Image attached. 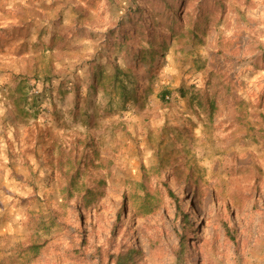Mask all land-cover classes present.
I'll return each instance as SVG.
<instances>
[{
  "label": "rangeland",
  "instance_id": "rangeland-1",
  "mask_svg": "<svg viewBox=\"0 0 264 264\" xmlns=\"http://www.w3.org/2000/svg\"><path fill=\"white\" fill-rule=\"evenodd\" d=\"M185 2L179 28L207 8L204 35L119 45L129 13L163 6L0 0V264H81L76 248L99 264L122 247L141 264H264V0ZM116 68L137 84L124 102L92 80ZM21 91L42 96L30 115ZM145 190L159 208L140 218Z\"/></svg>",
  "mask_w": 264,
  "mask_h": 264
},
{
  "label": "trees",
  "instance_id": "trees-1",
  "mask_svg": "<svg viewBox=\"0 0 264 264\" xmlns=\"http://www.w3.org/2000/svg\"><path fill=\"white\" fill-rule=\"evenodd\" d=\"M163 6L162 10L156 11H142L139 7H136L132 14V19L129 18V22L125 28L121 31L123 38L120 36H116L115 41H119V45H123V39L125 36L135 35L144 39L151 45L156 41V37H160V29L163 27L166 29L168 36H162V40L166 37H176L179 39H190L191 35L192 40L197 39L196 34L199 33L201 35L205 34L206 23L205 16H208L210 12L206 11L207 8L203 9L200 14L197 16L199 21L198 26H193V29L189 31V26H183L182 29L179 28V5L181 6L184 0H154ZM209 0H205L208 2ZM192 0H186L185 6L191 4ZM178 15V16H177ZM188 25V24H187ZM192 31V32H191ZM127 35H126V34ZM192 33V34H191ZM122 49V48H121ZM124 54V52H123ZM118 58H121L119 55ZM125 63L128 65L136 64L138 67L141 63L145 62L147 59L146 53L143 50H138L136 52H125V56H123ZM103 76V77H101ZM96 85H103V89L105 92L113 95L115 98L120 99L121 101H126L134 96L137 84L131 80V75L124 69L116 68L112 75H103L102 71L97 73V76L92 79ZM103 81L104 82L103 84ZM21 97L16 98L18 100L17 105V114H27L33 113L35 110L39 108L40 101L42 96L39 95H27L25 92L21 91ZM187 94L183 92L181 89L179 90V96L184 98ZM171 96V93L168 91H161L159 97L163 103H167ZM22 113H21V112ZM165 187V196L171 199L176 204V215L181 216L184 225L189 227L190 222L187 214H185L180 206L178 205V198L174 194L173 190L166 182L164 184ZM159 208V202L156 196L148 193L146 190L144 191L143 197L141 198V204L138 209L135 211L137 217L144 218L149 217L157 212ZM193 231V230H192ZM225 237L228 239H233V236L230 235V231L227 227L224 230ZM186 236L180 235L179 237V253L177 255L178 258L182 256L183 250L185 248L184 244L186 243ZM40 247L33 245L31 246V252L37 256L40 252ZM65 257L68 261H72L74 263H86V259L81 249L76 248L72 251L65 252ZM144 259V255L141 251L137 250L133 247H122L119 251L113 253H107L105 259L103 261L99 260V264H141Z\"/></svg>",
  "mask_w": 264,
  "mask_h": 264
}]
</instances>
